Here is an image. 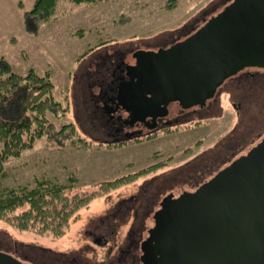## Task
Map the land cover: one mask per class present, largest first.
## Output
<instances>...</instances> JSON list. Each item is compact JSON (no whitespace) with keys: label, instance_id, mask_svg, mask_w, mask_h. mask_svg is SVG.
Here are the masks:
<instances>
[{"label":"rangeland","instance_id":"1","mask_svg":"<svg viewBox=\"0 0 264 264\" xmlns=\"http://www.w3.org/2000/svg\"><path fill=\"white\" fill-rule=\"evenodd\" d=\"M167 1L98 0L94 4L76 5L69 0H58L55 14L41 26L38 35L32 36L23 29L22 14L32 8L33 0H0V56L5 57L19 74H25L30 68L38 74L52 72L54 97L69 109L61 117L47 114V118L56 128L74 123L79 137L85 142H80L83 145L78 143L81 147L72 150L46 138L37 140L31 150H25L20 157H11L3 163L7 173L3 185L32 186L35 178L44 176L65 183L67 176L74 175L79 180L77 191L87 194L97 192L86 206L72 216L69 227L58 237L50 232L40 234L30 230L19 231L0 220V250L19 256L32 255L35 250L55 258L63 253L70 259L75 256L78 259L84 257L100 261L104 249L92 241V237L86 234L87 230L100 235L103 222L110 219L121 201L130 200L131 196L136 199L133 208L140 217L147 205L145 198L151 199L162 181L176 175V170L186 161L193 160L197 155L200 159L204 155L224 152L226 149L223 146L230 137L238 138L240 132L247 130L239 126L238 114L226 95L220 100L221 116L197 123V129H188L186 125L175 133L167 131V136L155 140L129 143L126 146H99L84 133L88 131L87 127L79 128L78 121L81 125L86 124L82 97L79 95L86 90L89 71L96 69L91 62L97 61L99 53L130 45L138 50L154 51L158 42L161 44L165 37L180 36L181 30L187 26H201L204 23L202 20L221 11L225 2L177 0L172 9H167ZM19 2L24 9L18 7ZM122 15L131 18L129 23L112 26L113 21ZM78 30L84 33L77 35ZM11 38L15 42H11ZM250 86V92H260L258 97L264 98V90ZM16 96H13L11 103ZM230 99L236 103L233 96ZM247 100L244 104L248 109L245 121L251 120L253 135L264 127V107L261 100L252 95ZM257 141L254 138V143ZM159 163L164 164L159 166ZM149 164L155 167L150 168L147 175L138 178L137 175L130 176L131 172H138ZM127 176L129 180L114 189L101 192L96 185ZM149 218L146 219V225L150 227L153 222ZM133 222L137 223L138 220L127 216L126 223L117 229L118 243L123 241ZM96 226L100 228L95 230ZM101 234L106 235L103 232Z\"/></svg>","mask_w":264,"mask_h":264},{"label":"water","instance_id":"2","mask_svg":"<svg viewBox=\"0 0 264 264\" xmlns=\"http://www.w3.org/2000/svg\"><path fill=\"white\" fill-rule=\"evenodd\" d=\"M132 58L115 101L130 122L202 106L229 77L264 69V0H226L185 38ZM153 220L142 264H264V135L194 192L164 198ZM0 264L27 263L0 250Z\"/></svg>","mask_w":264,"mask_h":264},{"label":"flooded vegetation","instance_id":"3","mask_svg":"<svg viewBox=\"0 0 264 264\" xmlns=\"http://www.w3.org/2000/svg\"><path fill=\"white\" fill-rule=\"evenodd\" d=\"M204 21L205 19L202 20V22ZM196 28H198L197 24L190 27L187 26V28L181 30L180 36L173 37L170 35L168 36L169 38L165 37L161 44L158 42L157 48L154 50L185 38ZM136 50L138 48H133L131 45L128 47L119 46L118 50L113 49L107 52L105 50L103 53H99L96 57L97 61L93 62L92 60L91 62L96 69L93 72L89 71L86 90L84 89L79 95L82 97L83 116L86 119V124L82 123L81 125L80 121H78L80 129L82 127L88 128V131L85 130L84 133L87 134L91 142L107 147L126 146L129 143L155 140L160 136L162 138L167 136V131L178 132L181 126L187 125L188 129H197V123L203 122V120H213L214 116L219 117L222 115L220 100L225 95L232 104V108L238 114L240 119L239 126L247 130L240 132L238 138L230 137L229 141L223 146L226 149L224 152L204 155L200 159H198L200 156L197 155L194 156L193 160L186 161L179 170H176V175L162 181L163 186L160 185V188H156L155 192L152 193L151 199L145 198L147 205L140 217H138L136 209L133 208L136 199L131 196L130 200L121 201L115 207V212L111 213L110 219L103 222L102 226L104 227L99 232L100 235L95 234L93 230H87L86 234L92 237V241L104 249L100 261H91L84 257L78 259L75 256L70 259L63 253H60V256L55 258V256H46L35 250L29 256L26 254L19 256L9 252L18 260L27 264H142L140 255L141 242L146 239L148 230L153 226V224L150 227L146 225V219L150 217L149 219L154 223L153 215L160 209L161 201L167 196L179 197L183 192H194L196 188L205 184L219 170L228 166L263 137L264 127H261L252 135L251 120L245 121V113L248 109L244 106L245 100H247L249 95H252L260 99L264 107V98L258 97L260 92L255 94L250 92L249 89L250 85H253L264 90V69L260 68H246L236 73L235 76L229 77L217 89L213 97L210 100H206L202 106H192L185 109L179 107L178 103H170L165 116H157L153 120L151 117H146L143 121L134 120L130 122L124 110L115 106V101L119 86L122 80L125 79L123 71L125 64L131 65L135 62V59L132 58V53ZM231 96L235 98L236 103L234 101L231 102ZM254 138L258 139L255 143ZM163 164L159 163V166ZM148 166L138 172L136 170L129 174H131L130 176L137 175V178L147 175L151 170L150 168L155 167V165L151 166L149 164ZM130 215L133 220H138V222L131 224L123 241L118 243L117 229L121 227L122 223H126V218ZM99 228L100 226H96L94 229L97 230ZM102 232L106 235L102 236ZM15 251L18 253L17 250ZM22 258L26 259L23 260Z\"/></svg>","mask_w":264,"mask_h":264},{"label":"trees","instance_id":"4","mask_svg":"<svg viewBox=\"0 0 264 264\" xmlns=\"http://www.w3.org/2000/svg\"><path fill=\"white\" fill-rule=\"evenodd\" d=\"M95 1L98 0H69L76 5L94 4ZM176 3L177 0H168L166 8L172 9ZM57 4L58 0H33L32 8L22 14L25 32L38 35L41 26L55 14ZM18 7L24 9L21 2ZM130 19L122 15L113 21L112 26L127 24ZM76 32L77 35L84 33L83 30ZM10 41L15 42V39ZM52 76V72L38 74L33 68L25 74L16 73L8 60L0 56V220L19 231L50 232L58 237L69 227L72 216L97 192L77 191L79 180L74 175L67 176L65 183L44 176L35 178L32 186L3 185L7 176L3 163L11 157H20L25 150H31L37 140L46 138L72 150L85 143L74 123L56 128L47 118V114L61 117L69 109L55 99ZM16 94L15 101L11 103ZM129 178H115L96 185L102 192L124 184Z\"/></svg>","mask_w":264,"mask_h":264}]
</instances>
